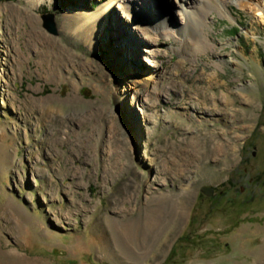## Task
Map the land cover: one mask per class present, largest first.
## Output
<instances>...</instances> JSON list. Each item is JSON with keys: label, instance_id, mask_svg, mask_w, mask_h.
<instances>
[{"label": "rangeland", "instance_id": "1", "mask_svg": "<svg viewBox=\"0 0 264 264\" xmlns=\"http://www.w3.org/2000/svg\"><path fill=\"white\" fill-rule=\"evenodd\" d=\"M109 1L0 0V264H264V0L200 51ZM106 3L93 47L62 27Z\"/></svg>", "mask_w": 264, "mask_h": 264}, {"label": "bare ground", "instance_id": "2", "mask_svg": "<svg viewBox=\"0 0 264 264\" xmlns=\"http://www.w3.org/2000/svg\"><path fill=\"white\" fill-rule=\"evenodd\" d=\"M116 1L117 4L115 7L121 10L128 11L130 8L137 9V7L133 6L135 0ZM230 1L235 2L237 5H239V7H241L243 4V2L241 3L240 0ZM42 2L43 0H27V3L31 8H36ZM112 2L113 0L109 1V6H112ZM153 2L158 3L157 7H155V9L157 10L153 13V15L146 16V18L150 19L151 28L143 27L141 21H139L138 18H133L131 15L128 20L133 25V28L139 31L140 34H154L153 37L149 36L147 38H144L146 39V41L148 40L149 42L154 43L156 41L155 35L171 36L174 37V39L180 42L182 45L188 48L192 47V49H196L197 51H200L202 49L205 50V48H207L209 44V38L205 30H203V27L206 25L204 22L206 20L205 15L207 9H211L214 7L217 9V5L219 4V11L228 14L226 5L224 3H221L219 0H175V4L177 7V10L175 12H173L174 10L171 8V5L167 4L166 0H151V3ZM136 9L134 10L136 11ZM258 12L259 14H262V12ZM107 13H109L107 3L101 5V7H99L95 11L86 10L75 12L74 14L70 13L71 15L66 13V15L62 17L61 25L64 29L69 30L70 33H76L83 39L84 42H87L90 47H93L96 43L98 32L102 31L103 29V24L105 23L104 17L107 15ZM175 13L178 14L181 18V21H179L180 27L172 24V21L175 20ZM28 15L29 14L27 12L22 16L29 17ZM142 60L147 63H151V59L149 58H144ZM145 89H147V86H145ZM132 92H134L136 98L137 96H139L138 90L134 89ZM44 108V111H47L48 107L45 106ZM218 149L219 151H221L220 146Z\"/></svg>", "mask_w": 264, "mask_h": 264}, {"label": "water", "instance_id": "3", "mask_svg": "<svg viewBox=\"0 0 264 264\" xmlns=\"http://www.w3.org/2000/svg\"><path fill=\"white\" fill-rule=\"evenodd\" d=\"M53 16L54 14L52 12L42 13L41 19L43 20V27L45 28V30L51 34H56L57 32ZM201 191L206 195H210L212 189L209 186H205L201 188Z\"/></svg>", "mask_w": 264, "mask_h": 264}]
</instances>
